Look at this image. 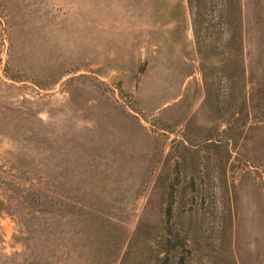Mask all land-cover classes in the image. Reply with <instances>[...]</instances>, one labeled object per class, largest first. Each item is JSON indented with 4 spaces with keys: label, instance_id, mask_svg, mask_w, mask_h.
Returning <instances> with one entry per match:
<instances>
[{
    "label": "rangeland",
    "instance_id": "obj_1",
    "mask_svg": "<svg viewBox=\"0 0 264 264\" xmlns=\"http://www.w3.org/2000/svg\"><path fill=\"white\" fill-rule=\"evenodd\" d=\"M214 2L0 0V264H264V0Z\"/></svg>",
    "mask_w": 264,
    "mask_h": 264
},
{
    "label": "trees",
    "instance_id": "obj_2",
    "mask_svg": "<svg viewBox=\"0 0 264 264\" xmlns=\"http://www.w3.org/2000/svg\"><path fill=\"white\" fill-rule=\"evenodd\" d=\"M189 7L191 10L196 9L194 12H192V22H193V31L196 37H198L199 32L201 30V24L204 21H211L212 19V9L213 6L216 5L214 0H187ZM219 0H217L218 3ZM222 1V0H221ZM218 17H222L221 11L219 10L217 13ZM213 28L212 25H209ZM209 27L206 28L208 30ZM213 31V30H212ZM210 31V33H212Z\"/></svg>",
    "mask_w": 264,
    "mask_h": 264
}]
</instances>
